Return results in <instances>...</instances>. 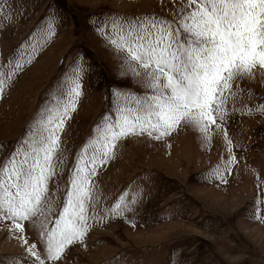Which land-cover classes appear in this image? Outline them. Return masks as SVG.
I'll use <instances>...</instances> for the list:
<instances>
[{
  "label": "rangeland",
  "instance_id": "1",
  "mask_svg": "<svg viewBox=\"0 0 264 264\" xmlns=\"http://www.w3.org/2000/svg\"><path fill=\"white\" fill-rule=\"evenodd\" d=\"M0 264H264V0H0Z\"/></svg>",
  "mask_w": 264,
  "mask_h": 264
}]
</instances>
